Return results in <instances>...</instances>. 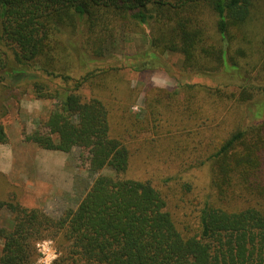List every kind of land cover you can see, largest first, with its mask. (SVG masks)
<instances>
[{"label":"trees","instance_id":"trees-1","mask_svg":"<svg viewBox=\"0 0 264 264\" xmlns=\"http://www.w3.org/2000/svg\"><path fill=\"white\" fill-rule=\"evenodd\" d=\"M122 30L148 31V51L139 62L144 66L147 59L178 54L183 69L195 75L264 70V0H0V85L35 79L31 71L64 84L49 93L48 85L34 81L38 99L54 105L24 141L66 154L77 148L90 156L91 172L107 166L114 173L99 175L77 208L60 218L2 203L12 226L0 229V264H33L35 244L45 239L59 243L55 264H264V119L233 120L219 142L205 136L194 143L186 126L172 132L161 124L164 107L209 126V103L228 106L226 115L233 116L236 105L244 117L242 108L264 95V78L248 76L235 90L182 86L152 99L144 117L129 108L117 112L105 98L84 99L79 92L87 85L104 88L117 72L88 65L112 56L108 43ZM153 129L158 138H192L164 150L166 159L185 168L195 155L196 164H209L210 183H191L183 169L130 177L139 155L154 156L136 142ZM157 137L151 145L161 143ZM7 142L0 121V144Z\"/></svg>","mask_w":264,"mask_h":264},{"label":"rangeland","instance_id":"rangeland-1","mask_svg":"<svg viewBox=\"0 0 264 264\" xmlns=\"http://www.w3.org/2000/svg\"><path fill=\"white\" fill-rule=\"evenodd\" d=\"M145 33L148 31L122 30L115 40L108 43L106 53L112 56L90 63L88 68L116 67L118 70L107 76L104 88L84 86L79 92L84 99L101 96L117 112L129 108L133 113L144 117L152 99L182 86L215 88L228 85L230 89L235 90L236 85L244 82L248 76L264 78V70L259 66L255 68L248 66L251 69L249 75L245 71L246 67L239 75L233 72L211 76L195 75L183 69V57L178 54L165 55L153 63L147 59L146 65H141L140 55L148 51L149 47ZM243 65L245 66L244 63ZM30 74L35 75V79L23 76L15 83L4 82L0 85V121L8 138L6 144H0V229H9L12 226V215L5 206H1L2 203L16 202L29 209H40L53 218H60L66 210L77 208L99 175H114L107 166L97 174L91 172L90 156L77 148L66 154L44 150L24 141L26 134L34 132L47 120L54 105L53 100L38 99L34 93V81L40 80L48 85L49 93H54L60 90L58 87L64 86L61 80H51L37 71H31L28 75ZM8 85L9 88L3 87ZM180 92L179 99L183 100L187 96L186 90L181 89ZM206 107L205 112L208 113L205 116H211L214 120L209 126L199 127L201 120L188 121L187 116L168 114L164 107L161 124L172 132L179 126L181 129L192 130L194 143L205 136L206 139L217 137L219 142L231 130L233 120L238 122L242 118V123L253 124L259 121L257 115L264 119V95L256 98L247 108H242L244 117L236 105L234 106L236 116H233V113L226 115L228 106L219 110L213 109V105L209 103ZM169 125L174 128H167ZM165 128L162 132L166 131ZM154 131L156 130L146 131L138 136L136 142L140 145L145 144L146 149L143 151H149L148 155L154 156H151L152 160H145L143 154L139 155L140 160L133 163L130 177L137 179L158 177L168 171L175 173L178 169H183L186 170L184 177L191 183H210L209 164L207 162L203 166L196 164L193 160L195 155L185 168L181 166L182 162L174 163L166 159L168 153L164 150L174 148L179 143L186 145L192 138L189 136L172 138V133L167 134L166 139L165 135H160L161 143L151 145L150 142L157 137ZM188 156L191 154L187 153L185 159ZM3 246L4 241L0 239V258ZM35 249L37 258L33 264H55L61 257V248L56 240H40L36 242Z\"/></svg>","mask_w":264,"mask_h":264}]
</instances>
